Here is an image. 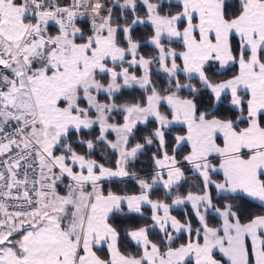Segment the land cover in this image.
I'll use <instances>...</instances> for the list:
<instances>
[{"label":"snow or ice","instance_id":"1","mask_svg":"<svg viewBox=\"0 0 264 264\" xmlns=\"http://www.w3.org/2000/svg\"><path fill=\"white\" fill-rule=\"evenodd\" d=\"M0 264H264V0H0Z\"/></svg>","mask_w":264,"mask_h":264},{"label":"trees","instance_id":"2","mask_svg":"<svg viewBox=\"0 0 264 264\" xmlns=\"http://www.w3.org/2000/svg\"><path fill=\"white\" fill-rule=\"evenodd\" d=\"M174 214H176V215H182V212L181 211H174Z\"/></svg>","mask_w":264,"mask_h":264}]
</instances>
